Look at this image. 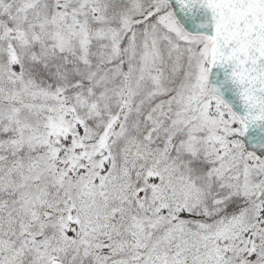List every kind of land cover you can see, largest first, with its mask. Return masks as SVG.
Instances as JSON below:
<instances>
[{"label": "snow or ice", "instance_id": "6c2138e0", "mask_svg": "<svg viewBox=\"0 0 264 264\" xmlns=\"http://www.w3.org/2000/svg\"><path fill=\"white\" fill-rule=\"evenodd\" d=\"M0 264H264V0H0Z\"/></svg>", "mask_w": 264, "mask_h": 264}]
</instances>
